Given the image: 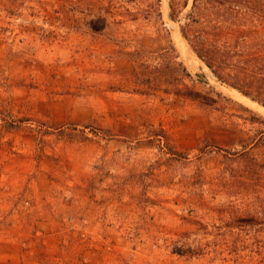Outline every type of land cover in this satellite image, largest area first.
I'll list each match as a JSON object with an SVG mask.
<instances>
[{
  "label": "rangeland",
  "instance_id": "obj_1",
  "mask_svg": "<svg viewBox=\"0 0 264 264\" xmlns=\"http://www.w3.org/2000/svg\"><path fill=\"white\" fill-rule=\"evenodd\" d=\"M206 67L169 0H0V264H264V108Z\"/></svg>",
  "mask_w": 264,
  "mask_h": 264
},
{
  "label": "trees",
  "instance_id": "obj_2",
  "mask_svg": "<svg viewBox=\"0 0 264 264\" xmlns=\"http://www.w3.org/2000/svg\"><path fill=\"white\" fill-rule=\"evenodd\" d=\"M169 7L183 39L215 78L264 108V0H169ZM253 119L264 127V119ZM243 156L251 155L246 149Z\"/></svg>",
  "mask_w": 264,
  "mask_h": 264
},
{
  "label": "bare ground",
  "instance_id": "obj_3",
  "mask_svg": "<svg viewBox=\"0 0 264 264\" xmlns=\"http://www.w3.org/2000/svg\"><path fill=\"white\" fill-rule=\"evenodd\" d=\"M179 44H180V43H179ZM188 59H189V58H188ZM190 59H192V58H190ZM190 59H189V60H190ZM206 68H207V67H206ZM241 97H242V96H241ZM255 104H256V103H255Z\"/></svg>",
  "mask_w": 264,
  "mask_h": 264
},
{
  "label": "water",
  "instance_id": "obj_4",
  "mask_svg": "<svg viewBox=\"0 0 264 264\" xmlns=\"http://www.w3.org/2000/svg\"><path fill=\"white\" fill-rule=\"evenodd\" d=\"M253 102V101H252Z\"/></svg>",
  "mask_w": 264,
  "mask_h": 264
}]
</instances>
